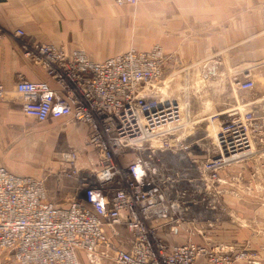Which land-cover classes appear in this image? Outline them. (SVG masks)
Wrapping results in <instances>:
<instances>
[{"label":"built area","instance_id":"1","mask_svg":"<svg viewBox=\"0 0 264 264\" xmlns=\"http://www.w3.org/2000/svg\"><path fill=\"white\" fill-rule=\"evenodd\" d=\"M112 1L136 6L140 0ZM4 39L0 30V42ZM23 57L40 66L46 80L15 83L20 113L37 124L69 119L85 125L90 164L97 168L81 176L79 153L62 155L68 168L54 178H79L81 183L61 207L47 201L42 181L0 166V254H9L17 264H79L77 251L93 262L100 257L98 248L109 246L116 264L256 262L254 253L233 254L219 242L170 245L160 235L169 223L203 222L225 193L237 196L235 168L242 160L237 158L252 152V144L234 116L221 117L237 108H216L210 122L218 124L202 139L182 138L186 106L162 103L157 96L167 68L158 46L102 63L49 44L29 46ZM214 71L202 78H211ZM235 84L241 91L254 88L250 80L235 79ZM4 95L0 84V99ZM104 226L111 230L110 240Z\"/></svg>","mask_w":264,"mask_h":264},{"label":"crops","instance_id":"2","mask_svg":"<svg viewBox=\"0 0 264 264\" xmlns=\"http://www.w3.org/2000/svg\"><path fill=\"white\" fill-rule=\"evenodd\" d=\"M0 30L5 35L0 42V84L5 90L0 99V166L16 176L42 181L47 201L54 205L60 188L71 191L72 199L81 183L79 178L61 182L54 178L56 172L68 168L61 161L68 151L59 154L58 167L52 168L45 156L29 147L50 149L56 155L67 146L79 153L81 171H94L88 162L84 167L86 151H90L85 144L88 130L69 119L37 124L20 113L15 83L46 80L45 71L23 57L25 48L49 44L67 52L81 51L90 61L102 63L118 54L149 52L158 46L168 68L198 67L201 74L215 68L212 81L251 78L264 64V0H140L136 6H117L112 0H0ZM17 31L23 35H16ZM214 114L204 115L205 122L218 124L211 123ZM48 126L56 131L39 140L35 128ZM69 136L82 143L71 146ZM50 139L54 140L51 144ZM254 168L247 165L248 171ZM219 201L221 221L215 241L233 254L256 255L255 263L234 264H264V184L239 183L237 196L225 193ZM69 202L57 206L66 207ZM102 231L110 240L111 230L104 226ZM172 238L164 240L171 245ZM98 252L100 257L91 262L77 251L79 264H116V253L109 246H100ZM0 264L17 263L2 253Z\"/></svg>","mask_w":264,"mask_h":264},{"label":"rangeland","instance_id":"3","mask_svg":"<svg viewBox=\"0 0 264 264\" xmlns=\"http://www.w3.org/2000/svg\"><path fill=\"white\" fill-rule=\"evenodd\" d=\"M235 79L252 81L255 86L254 90L249 93L239 91ZM157 88H159L157 96L160 100L162 98H172L174 102H178L182 106L186 105L185 128H181L180 136L193 140L202 139L206 133L210 134L217 126V124L206 123L204 115L215 112L216 108L224 110V98L227 94H230L235 100L234 107L238 110L236 118L245 123V133L252 144V155L240 160L238 163L239 183L264 184V64L256 69L254 77L249 78L248 75L231 79L219 77L216 81L215 79L213 81L203 79L198 67L184 69L179 66H170L166 68L164 78L158 83ZM221 117L224 118L223 120L228 119L222 115ZM71 140H75V142ZM69 141L73 147L82 143V140L79 142L70 136ZM29 149H35L45 156L49 163L48 166L52 168L58 167L59 154L70 150L69 147L65 146L55 155L50 152V149L47 150L42 147H29ZM86 154L88 156V151H86ZM85 161L84 167L87 166V162L91 163L89 156ZM247 165H252L255 168L253 171H248ZM91 166L93 169L97 168L96 163ZM86 174L87 171L82 170L81 176ZM192 177L196 178L198 176L193 174ZM70 199L71 191L60 188L55 203L56 205H66ZM199 206L202 209L204 208L202 205ZM217 210L218 208L215 206V209L207 214V218L203 222L169 223V229L165 228L163 231L167 236H173L170 240L171 245L183 244L188 241L197 244L216 242V226L218 221H221ZM160 235L163 239L169 238L165 237L163 233Z\"/></svg>","mask_w":264,"mask_h":264},{"label":"bare ground","instance_id":"4","mask_svg":"<svg viewBox=\"0 0 264 264\" xmlns=\"http://www.w3.org/2000/svg\"><path fill=\"white\" fill-rule=\"evenodd\" d=\"M162 93V92H161ZM166 94V93H165ZM164 94V95H165ZM224 100H225V105L226 106H230L229 108H225V109H232V107H234L233 106V104H235V101H234V99H233V97L230 95V94H227L226 96H225V98H224ZM161 102L162 103H171V102H174V99H172V98H169V99H164V98H162L161 99ZM232 105V106H231ZM186 106V105H185ZM233 113V114H232ZM237 115H238V110L237 109H233V110H230V111H225V112H223L222 113V116L223 117H226V118H232L233 116L235 117V119H237L236 117H237ZM224 119V118H223ZM241 121V120H240ZM238 119H237V124H239V125H241V128H244L245 129V131H246V126H245V123L243 122V121H241L240 122ZM184 126V125H183ZM246 135V134H245ZM54 142V140L53 139H50L49 141H48V143L49 144H51V143H53ZM250 155H252V152H248V153H246V154H244V155H240L237 159L238 160H240V159H243V158H246V157H248V156H250Z\"/></svg>","mask_w":264,"mask_h":264},{"label":"flooded vegetation","instance_id":"5","mask_svg":"<svg viewBox=\"0 0 264 264\" xmlns=\"http://www.w3.org/2000/svg\"><path fill=\"white\" fill-rule=\"evenodd\" d=\"M35 135L39 140L45 139L49 136H52V134L56 131L55 127L48 126L46 128H35Z\"/></svg>","mask_w":264,"mask_h":264}]
</instances>
